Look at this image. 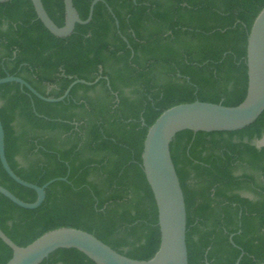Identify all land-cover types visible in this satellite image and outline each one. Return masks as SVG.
I'll use <instances>...</instances> for the list:
<instances>
[{
	"label": "trees",
	"instance_id": "16d2710c",
	"mask_svg": "<svg viewBox=\"0 0 264 264\" xmlns=\"http://www.w3.org/2000/svg\"><path fill=\"white\" fill-rule=\"evenodd\" d=\"M93 0H73L82 21ZM58 26L63 0H42ZM264 0H101L86 25L50 34L30 0L0 3V85L5 157L23 181L45 189L35 210L0 194V229L25 247L59 228L85 231L139 261L160 245L158 213L142 169L149 127L194 101L234 107L247 90L246 45ZM264 112L233 132L181 131L170 144L186 208L189 264L264 262ZM0 186L26 203L36 193L0 163ZM250 195V196H247ZM12 250L0 240V264ZM41 264H95L74 249Z\"/></svg>",
	"mask_w": 264,
	"mask_h": 264
},
{
	"label": "water",
	"instance_id": "95a60500",
	"mask_svg": "<svg viewBox=\"0 0 264 264\" xmlns=\"http://www.w3.org/2000/svg\"><path fill=\"white\" fill-rule=\"evenodd\" d=\"M11 0H0L5 3ZM37 19L46 30L55 37L70 36L76 25H86L92 19L94 6L101 0H93L89 15L82 21L73 5V0H63L65 21L58 27L47 14L42 0H30ZM247 90L242 103L234 107L200 101L174 106L165 110L149 127L141 155L142 169L152 191L160 232V245L155 255L147 261L128 258L98 240L92 234L73 228H59L49 231L25 247L11 241L0 229V240L12 250V257L6 264H41L50 255L61 249H74L85 255L95 264H189L186 246V208L183 191L180 186L170 155V144L181 131L193 133L233 132L255 122L264 112V8L253 22L246 45ZM99 80L89 83L75 80L60 98H48L37 93L23 79L7 76L0 79V85L17 83L48 103L61 102L77 83L91 86ZM5 134L0 121V163L5 173L18 185L36 193L33 203L18 199L0 186V194L16 206L35 210L45 200V189L54 179L39 187L21 180L10 168L5 157ZM264 139V137L262 138ZM261 139V140H262ZM260 141V140H259ZM258 146V145H257ZM264 145L258 146L262 147ZM236 264H239L237 262ZM260 264H264L260 263Z\"/></svg>",
	"mask_w": 264,
	"mask_h": 264
},
{
	"label": "rangeland",
	"instance_id": "374dc122",
	"mask_svg": "<svg viewBox=\"0 0 264 264\" xmlns=\"http://www.w3.org/2000/svg\"><path fill=\"white\" fill-rule=\"evenodd\" d=\"M255 144L258 145V146L264 145V139L255 142ZM247 196H250V195L247 194Z\"/></svg>",
	"mask_w": 264,
	"mask_h": 264
}]
</instances>
